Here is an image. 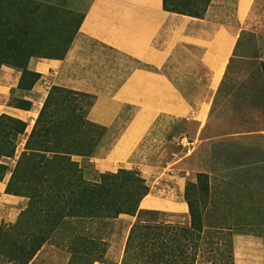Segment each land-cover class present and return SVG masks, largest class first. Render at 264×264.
Segmentation results:
<instances>
[{"label": "rangeland", "instance_id": "1", "mask_svg": "<svg viewBox=\"0 0 264 264\" xmlns=\"http://www.w3.org/2000/svg\"><path fill=\"white\" fill-rule=\"evenodd\" d=\"M43 1L52 4L53 0ZM57 1L58 5L53 1V7L61 10V24H68L67 20L74 23L83 16L93 0ZM57 26L55 22L51 35L56 34ZM53 39V44L61 42L57 35ZM237 48V54L233 55L214 88L210 87L209 76L199 63V50L180 49L176 55L178 68L165 69L174 71V74L165 76L178 93L179 104L164 107L162 111L158 109V112L178 116L177 125L171 127V120H157L153 138L145 142V149L141 151L140 166L143 165L144 170L133 169L139 172L149 188L146 201L150 202L151 208H139L145 212L142 219L149 222L147 224L173 227L148 232L153 240L163 241L160 253L165 264L171 256L174 259L171 264H264V42L255 37L253 40L252 35L247 34ZM35 59L41 58H30L27 70L33 71L31 62ZM11 72L19 77L21 75L19 69L1 66L0 81ZM46 77L47 87L56 86L49 84L51 75ZM56 87L71 90L70 87ZM17 100L12 92L6 99L0 98V115L9 116L5 107L17 104ZM60 100L68 106V110L60 104ZM44 101L30 121L10 116L24 122L25 129L15 139L13 156L0 159V164L5 166L0 181H5V190L25 198L26 206L15 222L0 224V264H13L8 261L13 258L23 260L14 249L21 244L20 240L25 249V242L29 241V235L25 234L35 231L36 235H42L38 234V230L46 236L44 244L58 246L67 253L68 264H84L81 257L84 248H88L89 242L98 237L106 244L102 264H140L133 258L125 261L124 255L130 230L139 220L136 215L122 214L106 224L89 218H74L73 215L86 214L78 207L82 186L71 184L59 187L56 182L58 200L51 197V200L45 201L40 193L49 192L39 190L38 183L13 177ZM58 106L53 118L66 120L67 127L48 138L38 132L41 147L34 144L36 147L30 152L33 161H40V167L46 171L53 167L49 166L55 160L51 159L53 155L69 153L86 183L100 184L105 178H101L102 174L112 172L102 173L96 178L93 176L94 182L88 181L93 180L89 171L93 153L86 157L81 154L90 145L92 149L99 134L106 133V127L89 120V110L86 111L85 100L80 96L58 95ZM61 109L64 114L60 113ZM151 141L155 143V148L149 154L151 161L146 162L147 143ZM42 164L46 166L42 167ZM132 165L139 166V163ZM177 198L184 210L173 212L170 202ZM189 203L201 214L196 231L189 229ZM76 237H80L81 241H77ZM171 238L173 245L169 251L165 249L164 242ZM136 242L137 239H134L130 246L136 245ZM149 250L150 246L146 251ZM139 254L142 256L144 252L139 253L138 250L135 256ZM140 260L144 264L146 258L142 256ZM93 264L101 263L95 261Z\"/></svg>", "mask_w": 264, "mask_h": 264}, {"label": "crops", "instance_id": "2", "mask_svg": "<svg viewBox=\"0 0 264 264\" xmlns=\"http://www.w3.org/2000/svg\"><path fill=\"white\" fill-rule=\"evenodd\" d=\"M247 34L264 42V0H210L200 19L166 12L162 0H93L65 56L33 60L31 70L41 78L29 91L18 89L19 75L9 73L0 81V98L12 92L30 102L29 110L5 107L9 116L30 121L50 88L46 75H51V85L95 96L88 118L107 130L92 154L93 180H87L94 182L93 176L119 169L142 171L141 151L153 138L157 120L177 125L178 116L159 114L158 109L179 104L165 76L174 71L165 69L178 68L180 49L199 50V63L214 88ZM154 148V142L147 143L146 162ZM5 188V181H0V224L15 222L26 206L25 198L7 194ZM148 194L139 208H151ZM170 205L173 212L184 210L178 198ZM68 260L65 251L44 244L28 264Z\"/></svg>", "mask_w": 264, "mask_h": 264}, {"label": "trees", "instance_id": "3", "mask_svg": "<svg viewBox=\"0 0 264 264\" xmlns=\"http://www.w3.org/2000/svg\"><path fill=\"white\" fill-rule=\"evenodd\" d=\"M53 1L57 5L59 4L57 0ZM53 1L52 4H49L43 0H0V67L7 66L21 70L17 84V88L20 90H31L41 78L40 74L26 69L28 60L32 57L62 59L68 51L83 19V16H80L74 23L67 20L68 24L66 22H64L65 25L64 23L61 24L63 21L59 18L61 10L53 7ZM209 3L210 0H162V7L166 12L200 19L203 17ZM55 22L58 23V26L54 35H57L58 40L61 39V42L57 44H53L54 35H51L54 31L53 25ZM63 39L65 41H62ZM60 44H62V47L58 49ZM53 52L54 54H52ZM58 95L66 97L80 96L85 100L87 112L95 100V97L89 94L51 86L37 117L34 131L27 139L25 152L18 159L14 169L15 174L14 176L12 174V176L26 179L25 182L31 180L34 183H38L39 190L49 192L47 194L45 192L40 193L44 195L45 201L51 200V197H55L58 200L60 186H69L71 184L82 186L80 191L82 199L78 207L82 209V213L86 214L73 215L72 217L74 218H89L98 221L99 224H106V222L114 220L122 214L136 215L139 220L132 226L128 235L124 253L125 261L133 258V261L141 264L140 259L144 256L146 258L144 264H165L160 253V249L164 245L163 241L159 239L157 241L153 240L152 237H149L148 232L153 230L157 232L159 231L157 229L160 228L171 229L173 227L147 224L149 222L142 219V214L145 212L139 209V203L148 194L149 188L140 177L139 172L119 169L116 173L104 176L102 174L103 177L101 176V178H105L101 183L91 185L83 179L77 169V163L71 161L69 153L63 154L64 152H62L60 156L53 155L51 159L54 158L55 160L49 165L53 167L46 171H43L40 167V161L37 163L33 161V156L30 152L34 150L33 147H36L34 144L37 147H41V143H38V138L41 135L38 132H42V136L48 138V136L56 135L57 132L65 130L67 127V124L64 123L66 120L57 121L53 118L55 111H57L56 107H59ZM59 102L68 110L67 105L61 100ZM10 106L29 110L31 103L18 99L17 104H10ZM60 113L64 114L65 111L61 109ZM24 129V122L7 115H0V159L13 156L15 139L23 133ZM103 135L104 131L99 134L92 149H90V145L87 151L81 155L86 157L93 153ZM46 142L48 143L49 141L46 140ZM57 145H59L58 142ZM41 158L44 159L42 156ZM45 166L46 164H42V167ZM4 170L5 166L0 164V177ZM56 182L59 186L58 189H55ZM7 188L9 189V186ZM5 193L15 195L14 191L9 192L7 189ZM188 209L190 216L189 229L196 231L201 214L190 203L188 204ZM40 233H42L40 236L36 235L35 231L26 233L25 236L29 235V241L25 242L27 247L24 249L22 247L23 242L20 240L21 244L14 249V252L19 253V257L23 258V260L13 258L8 261L13 262V264H28L47 241L44 233L38 230V234ZM75 239L81 241L80 237ZM134 239H137V244L130 246ZM172 242V238L166 240L164 242L166 244L165 249L171 251ZM89 244L90 246L84 248L82 252V262L84 264H93L95 261L102 263L106 251L105 241L98 237L89 242ZM73 246L76 247V245ZM149 246L150 250L146 251ZM138 250L139 253L144 252V254L135 256ZM173 260L172 256L169 257V260H167L168 264L173 263Z\"/></svg>", "mask_w": 264, "mask_h": 264}]
</instances>
